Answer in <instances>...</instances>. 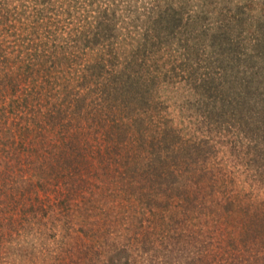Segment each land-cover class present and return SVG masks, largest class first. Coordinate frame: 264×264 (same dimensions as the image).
I'll return each mask as SVG.
<instances>
[{
    "label": "rangeland",
    "instance_id": "rangeland-1",
    "mask_svg": "<svg viewBox=\"0 0 264 264\" xmlns=\"http://www.w3.org/2000/svg\"><path fill=\"white\" fill-rule=\"evenodd\" d=\"M109 1L113 3V0L36 1L35 5L38 2L58 3L56 19H59L60 30L52 35L53 45L51 42L48 44V54H44L43 60L46 61L43 79L50 80L52 84L43 85L46 87L43 95L36 94L41 99L44 98L39 101L41 106L30 112L33 119L31 122L37 130L32 133L35 135L31 146L33 150L27 147L28 141L19 139L17 134V128L28 119V116H23L14 122L7 145L8 151L0 153L2 167L5 159L11 164L0 173L4 175L8 170L7 174H17L16 179H20L16 187L21 186L22 191H39L42 194L40 183L45 185L46 173L35 169L36 162L33 164L31 160L37 157L42 160L46 153L59 149L61 140H55V132L60 127L59 124L64 127L70 122L73 129L76 125L73 121L75 112L103 110L105 114L107 110L116 114L117 118L123 115L124 118L134 117L139 120L134 129L141 130L145 146H141L140 142L136 155L125 157L123 170V177L130 178L136 186L132 183L126 192L120 191V196L119 191L111 193V196L104 193L105 201L95 204L85 200L79 202L81 196L75 195L69 199L66 215L56 205L61 197L56 193H49L50 202H54L56 220L51 222L48 215L44 214L41 215L44 219L40 225L36 224L37 215L21 219L14 212L17 218H14L15 229L12 228L6 235H0V264H150L154 261L168 264L166 259H176L179 248H190V240L204 238L205 232L207 233L205 228L210 225V221L204 225L202 214L206 209L203 207L202 210V202L208 196L206 194L215 189V193L211 195L215 200L225 193H236L242 199L253 191L257 193L261 190L259 195L263 197V185L258 186V182L251 181L250 178L255 174V169L249 145L252 148L255 142L261 140L264 143V134H256L258 132L250 130L256 108L254 109V97L250 93L252 90L246 89V85L247 81H253V86L259 83L261 90H264V53H257L259 50L264 51V0H132V16L140 14L141 17L139 21L137 19V23H140L135 32L140 31L145 35L147 31L146 34L152 36L155 34V43L152 48L154 52L146 54L144 66H141L142 82L144 79L141 93L147 104L133 112L128 111L130 116H125L127 113L123 114L118 110H109L106 105L101 107L99 101L91 96L86 99L87 103L90 101L87 108L74 106L81 100V95H86L87 87L103 82L110 85L105 80L106 77H111L109 71L114 69L115 76L119 68L124 69L143 58L140 55L142 50L135 53V58L131 56V47L128 45L130 36L127 35V38L124 37L126 40L116 38L119 44L123 41L117 59L113 53L108 52L109 46L102 44L104 65L101 68L97 67L96 51L81 48L84 40L79 41L80 46L70 45L72 37L79 34L76 28L82 24L83 17L92 16L83 10L87 7L100 14L102 7L96 9L91 5L99 7L111 3ZM13 2L17 3V0ZM115 4L123 8V0H115ZM150 8L152 11L147 12ZM121 11L117 12L119 20ZM174 15L181 18L178 26ZM149 16L152 17L151 21ZM88 19L91 20V17ZM22 20H25L24 16L16 23ZM206 32L207 35L204 34ZM162 33L165 41L160 42ZM219 34L221 36L216 38ZM67 42L68 47L63 48V44ZM141 42L142 38L138 43ZM196 42L204 49L199 57L201 67L197 73L193 72V62L197 59L192 57L193 62L187 60ZM58 51H67L68 60L63 62ZM251 53L255 57H250ZM37 61L36 57L35 63ZM152 76L155 78L151 79ZM83 81L85 87L79 86L78 83ZM67 83L70 85L68 89L65 85ZM121 86L118 84L117 90H110L109 96L114 92L119 97L124 96ZM91 105L95 108L90 107ZM259 105L261 106H257ZM63 111L67 113V118L62 116ZM110 116L112 115H107L108 118ZM88 120L86 121L89 122ZM51 123L53 126L50 127ZM39 128L42 130V140ZM43 132L48 133L52 139L44 140ZM100 132L95 141L103 136L102 130ZM125 132L126 130L124 134ZM81 135L86 138L84 142L90 141L91 144L86 147L80 145V148L93 154L95 141L92 128L86 129ZM189 145L192 146L190 157H186L189 155L186 147L184 150H175L178 156L174 159L181 164L178 168L181 170V179L178 182L180 191L184 189L182 192H185L178 195L176 191H171L175 186L172 183L170 190L159 191L156 196V183H153L154 186L150 185L146 177L152 175L150 178H155L162 160L167 161V166L171 163L173 148ZM192 181H198V187H201L198 188V199L195 202L192 198L186 201L189 198L186 197L187 191L197 188L192 185ZM160 184L158 186L163 188L164 185ZM98 187L95 186L94 191L107 189L104 186ZM59 190L62 191L61 188ZM1 191L3 193V188ZM17 196L14 194L12 200ZM150 206L154 209L150 210ZM162 208L166 209L160 217L157 211ZM153 211L159 214V218L157 214H151ZM105 212L108 215L105 216ZM61 215L62 219H58ZM95 220L99 224H95L97 232L94 234L88 232V226ZM181 262H186L185 256L181 257Z\"/></svg>",
    "mask_w": 264,
    "mask_h": 264
},
{
    "label": "trees",
    "instance_id": "trees-1",
    "mask_svg": "<svg viewBox=\"0 0 264 264\" xmlns=\"http://www.w3.org/2000/svg\"><path fill=\"white\" fill-rule=\"evenodd\" d=\"M36 1L37 0H17V3H14L13 0H0V153H3L5 150L8 151L7 145L11 139L10 136L12 134L14 122L15 120L18 121V118L23 116H28V119H26L25 123H21L17 128L18 131H16L19 139L21 138L24 139V141H28L26 144L27 147L33 150L31 146L35 141V135H32V133L33 131L37 132V130L35 124L31 122L33 119L32 116L30 117V112H33L32 110L37 106H41L39 101L44 98L42 97L41 99L38 95H43V90L46 88L45 86L43 87V85H48V83L52 84L50 80L43 79V73L46 70V67H44L46 61L43 60L45 59L44 54H48V44L54 41L52 35L55 34V32L58 33V30H60L58 24L59 19H56L58 18V3L48 2L44 4L43 2H38L35 5ZM109 2V4L99 5V7L96 4L91 5L96 9L102 7L100 14H96V11L88 10L87 7H84L85 9L83 12L92 15L88 16V18L91 17V20L86 16L83 17L82 24L77 25L76 28V32L79 34L72 37L73 39L70 45H73V47L77 45L80 46L79 41L84 40L81 48L84 50L93 49L96 51L97 54L95 58L98 60L97 67L99 66V68H101L104 65L102 63L104 61L102 44L109 46L110 49L108 52L111 54L113 53L114 58L117 59L120 56L118 50H120L123 41L119 44L116 42V38L119 37L122 40H126L125 38L130 36L128 38V45L131 47V56L135 58V53H139L142 50L140 55L143 58L141 59L137 56L140 58L138 63L135 62L127 65L124 69L119 68L115 76L113 75L114 69L109 71L111 77L108 76L105 80L110 85L103 82L87 87L88 90L86 95H81V100L79 99L80 101L75 103L74 106L77 108L85 106L87 108L90 101L87 103L86 99L91 96L93 99L99 101L101 107L106 105L109 110H118L119 112H123V114L127 113L125 116H130L128 111L133 112V110L147 104L145 97L141 93L142 87L144 86V79L142 82L141 77V66H144V57L146 54L154 52L152 48L155 43V34L152 36L151 34L147 35V31H145V35L140 33V31L135 32L140 23H137V19L139 21L141 17L140 14L132 16L134 13L132 0H123V8L119 4L114 5L115 0H113V3L112 1ZM92 3H94V1ZM98 4L101 3L99 2ZM147 9L148 7H146V10ZM150 9L147 12L152 11V9ZM120 10H122V15L119 20L117 12ZM123 12L125 15H123ZM21 16H24L25 20L16 23ZM174 16L173 18L178 21L176 25H180L179 22L181 18L179 16L176 17V15ZM149 17L151 21L152 17ZM117 21H119V24H116ZM174 23L176 22L174 21ZM205 31L207 30L205 29ZM204 34L207 35V32ZM220 36L221 34L215 37L217 38ZM140 37L143 42L139 44ZM160 38V42L165 41V35L163 33L160 35ZM68 43L69 42L64 43L63 48H67ZM164 43L165 42H162V44ZM194 47L189 57H187V60L190 59V62H193L192 57L197 59L193 62L195 68L191 66L193 72L197 73L199 67H201V65H199L201 58L199 57L204 53V49L198 42L195 43ZM63 52L58 51L57 53L63 62H65L68 60L67 58H69V56L66 54L67 51ZM257 53L258 55H263L264 51L259 50ZM36 57L38 61L35 63ZM250 57H255V55L251 53ZM52 59L55 60L54 57H52ZM254 73L256 72L254 71ZM154 78L153 76L151 77V79ZM252 82L253 81H247L248 84L246 85V89L250 88L252 90L250 93H252L254 97V109L256 108L252 116V127L250 125V130L258 132L256 134H264V90H261L259 83L253 86ZM118 84L122 85L120 89L122 88L121 93H123L124 96L119 97L115 92L112 96H109L111 95L109 94L110 90H117ZM65 85H67V89L70 86L68 83ZM78 85L85 87V81L78 83ZM96 103L97 102H95V104ZM258 104H261V106L259 105L258 107ZM90 107H94V105ZM125 110H127V112H125ZM73 112L75 111L73 110ZM111 113L112 112H108L107 110L105 114L103 110L75 112V119H73V121L76 125L73 129L71 127V122L65 126L62 123L64 127L59 124L60 127L55 132V140H61L59 149L55 152L51 151L50 154L46 153L45 156L42 157V160L38 157L31 160L32 163L36 162L35 169H40L39 172L46 173L45 185L40 183L42 194H40L39 191L26 192L24 189L22 191L20 189L21 186L16 187L20 179V177L18 180L16 179L17 174L15 176L7 174L6 172L8 170L5 171V173L3 172L4 175L0 173V179H2L0 193H2V188L4 190L0 196V235H6L12 228L15 229V221L17 218L14 216V212L15 215H19L21 219L29 216L33 218L34 215H37L36 224L38 223L39 225L43 223L44 216L46 215H48V219L51 222L56 220L54 202H50L49 193L53 192L56 193L59 198L61 197L59 202L55 203L62 214L66 215L69 199L73 198L75 195L77 197L81 196L79 202L85 200L95 204L105 201L103 198L105 194L111 196V193H117V191H119L118 196H120L121 192H126L130 189L133 183L132 180L123 177L126 161L125 157H134L136 155L137 146L140 147L139 143L141 142V146L144 144L143 134L141 130L134 129L139 121L137 118H124L122 115L121 118L124 119L122 120L121 118H117L116 114ZM66 114L67 113L64 112L62 116L67 118ZM107 115L112 116L108 118ZM71 118L73 117L71 116ZM87 119H89V122L86 121ZM141 123L143 124V121ZM51 126H53V123H51L50 127ZM90 128H92V137L94 141L96 135L101 133L100 130H102L103 133V136L95 141L93 154L92 152L90 153L89 151L83 150L85 148H80V145L86 147V145L91 144L90 141L84 142L86 138L81 135L86 132V129ZM125 130L126 132L124 134ZM41 131V128H39L38 133L42 140V136L40 135ZM43 139L51 140L52 137H49L48 133H44ZM262 141L263 140L255 142L256 144L252 145V148L251 144L249 145L250 153L253 156L251 159L255 169V174H252L250 178L252 179L251 181H257L258 186L263 185L264 187V143ZM21 142L20 140V144H22ZM186 147L187 150H189V155L186 157H190V149H192V146L178 147L179 149L173 148L170 155L172 160L171 163H168L167 166V161L163 162L162 160L155 174L156 179L150 178L152 175H149V178L146 177L150 185L154 186L153 183H156L155 189L158 190L156 196L160 193L159 191L164 192L170 190L172 183H174L175 186L171 188V191H176L175 193H178V195L180 193V195H182L185 192H182L184 189L180 191V182H178V180L181 179L179 175L181 170H178L181 164L177 159L175 161L174 159L175 156H178L175 150H184ZM7 155L9 156V153H7ZM167 155L168 152H166V156ZM4 161L3 167L0 162V172L8 168V164L11 165L9 160L5 159ZM99 171H101V173H99ZM117 182L119 184H116ZM192 182V185L197 188L192 191H187L186 197L189 198L186 199L185 197V199L186 201H190L192 198L195 202L198 199V195H196L198 188L200 189L201 187H198V181L197 183L195 181ZM111 184L114 186L111 187ZM159 184L161 186L164 185L163 188L158 186ZM95 186H99L98 188L103 186L107 189L109 188L108 193L106 191L107 189H100V191L97 192L94 191ZM134 186H136V184H134ZM59 188H61L62 191H60ZM213 192L215 193V189L209 194H206L208 196L207 198L205 197V202L204 200L202 202V210L203 207L206 208L202 212L203 219L205 220L204 225H207V222L210 221V225H207L205 228L207 231V233L205 232L206 235L204 234V238L198 237L199 239L197 240L194 238L190 240V248H184L182 246L178 249V256L175 257L176 259L170 257L166 259L167 263L173 264L176 262L175 264H182L181 257L185 256L186 262H184V264H264V194L263 197H261L259 195L261 190L257 193L253 191L247 196H243L242 199H239V195L236 193H231V195L225 193L221 198L218 197V199L215 200L211 197V195L214 194ZM262 193H264V191H262ZM14 194L18 196L14 198L15 200H12ZM2 199L4 205H2ZM149 209L151 210L154 208L150 206ZM165 209L166 208H162L160 209L161 211H157V213H160V217L161 214H164ZM186 209V215L188 216V208L186 207ZM157 213H154V211L151 212V214ZM106 215L108 214L105 212V216ZM157 215L159 218V214ZM62 217L61 215L58 219H62ZM95 224H99V222L97 220L91 222L90 226H88V232L94 234L97 232ZM51 225L55 226L56 224ZM184 249L185 251H183ZM184 253L185 255H183ZM152 263L161 264L160 262L155 263V261Z\"/></svg>",
    "mask_w": 264,
    "mask_h": 264
}]
</instances>
